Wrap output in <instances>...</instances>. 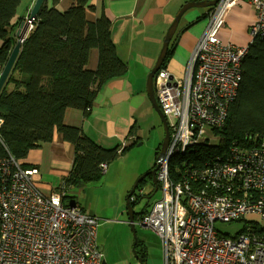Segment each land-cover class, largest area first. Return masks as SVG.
<instances>
[{"label": "built area", "instance_id": "2783aa9c", "mask_svg": "<svg viewBox=\"0 0 264 264\" xmlns=\"http://www.w3.org/2000/svg\"><path fill=\"white\" fill-rule=\"evenodd\" d=\"M240 1L219 0L211 8L182 78L163 67L154 79L157 104L168 125L169 119L174 124L156 174L163 197L136 224L160 238L164 264H264V136L248 135L201 168L185 160L179 179L170 175L173 159L220 141L216 131L226 125L237 99L242 63L254 41L264 37V0H250L256 22L248 46L218 38L227 13ZM27 17L31 32L35 20ZM102 168L107 171V165ZM39 177L37 168L0 158V264H103L97 220L64 203L63 192L43 193ZM233 222L243 223L234 237L216 228Z\"/></svg>", "mask_w": 264, "mask_h": 264}, {"label": "trees", "instance_id": "16d2710c", "mask_svg": "<svg viewBox=\"0 0 264 264\" xmlns=\"http://www.w3.org/2000/svg\"><path fill=\"white\" fill-rule=\"evenodd\" d=\"M23 1L0 0V72L17 41L12 35L15 30L12 21ZM92 1L73 0L63 11L58 8L61 0L44 2L0 95V158L11 156L22 163L32 150L51 143L55 133L73 145L72 169L56 190L64 193L63 202L70 205L75 203L67 196L69 189L102 179L106 173L102 165L108 169L109 163L137 143L136 139L128 147L105 149L80 129L65 125L68 109L81 110L89 116L101 88L128 71L127 63L117 55L111 20L103 11L90 20L89 16L97 11ZM23 20L26 16L19 19ZM93 50L99 54L96 70L87 67ZM136 132L131 130L129 136H136ZM251 134L264 136V37L254 41L242 63L237 99L230 107L226 125L216 131L220 141L199 144L185 158L171 161V178L179 179L183 161L201 168L231 145L244 143ZM136 202L131 205L134 207ZM144 214H137L136 222ZM138 255L146 262L147 254Z\"/></svg>", "mask_w": 264, "mask_h": 264}, {"label": "crops", "instance_id": "0c3cea01", "mask_svg": "<svg viewBox=\"0 0 264 264\" xmlns=\"http://www.w3.org/2000/svg\"><path fill=\"white\" fill-rule=\"evenodd\" d=\"M205 1L213 0H93L92 4L97 11L89 16L90 20H95L102 11L111 20V37L117 55L127 63L128 71L101 88L89 116H85L81 110L68 109L65 125L80 129L85 136L105 149L128 147L137 139L130 150L132 151L143 141L142 126L145 119L150 117L145 116L153 110L147 95V77L157 61L165 35L184 5ZM34 2L35 0L22 2L12 21L15 30L19 31L24 21L19 22V19L28 16ZM72 3L73 0H61L58 8L63 11ZM199 10L206 11L201 13ZM210 10L211 8L191 7L182 15L170 44L172 51L166 63L167 70L174 76H184L206 29ZM17 22L20 24L19 29ZM255 22L256 13L251 2L241 0L227 13L225 25L218 31V38L224 44L246 47L251 40L249 28ZM98 62V51L93 50L88 69L96 70ZM134 129L137 130L136 136H129ZM73 158V145L66 142L61 134L55 133L51 143L32 150L22 164L39 170L38 185L43 193L50 194L56 190H52L51 184H43L44 177L54 176L63 181L72 169Z\"/></svg>", "mask_w": 264, "mask_h": 264}, {"label": "rangeland", "instance_id": "374dc122", "mask_svg": "<svg viewBox=\"0 0 264 264\" xmlns=\"http://www.w3.org/2000/svg\"><path fill=\"white\" fill-rule=\"evenodd\" d=\"M199 11L205 13L206 10ZM18 25L20 27L19 23L17 27ZM26 29L24 32L27 35L30 31L27 32ZM17 31V29L13 30L12 35L15 36ZM15 37L18 39L17 36ZM154 92L155 94L157 92L155 82ZM145 117L149 118L145 119L142 126L144 131L141 136L143 141L139 142L141 146L134 147L132 151L120 155L118 159L109 163L108 171L102 179L67 191V196L72 198L77 206L97 220V242L104 254L106 264H139L134 254L135 238L128 224L127 197L135 183L155 168L157 150L164 140V128L158 114L151 109ZM173 124L174 121L169 119V125ZM211 142L215 141L211 140ZM43 184H51L52 190H58L62 180L54 176L51 178L45 176ZM133 197L135 202L137 201L134 206L135 213H140L150 210L163 197V193L161 189L156 191L152 183L146 179V182L137 188ZM216 228L222 234L234 237L243 229V223H217ZM135 229L137 238L141 242L136 246V253L147 254V264H164L161 240L156 233L140 224H136Z\"/></svg>", "mask_w": 264, "mask_h": 264}, {"label": "water", "instance_id": "95a60500", "mask_svg": "<svg viewBox=\"0 0 264 264\" xmlns=\"http://www.w3.org/2000/svg\"><path fill=\"white\" fill-rule=\"evenodd\" d=\"M46 0H35L33 7L30 9V11L28 12V19L29 21H33L36 20L40 9L42 8L44 2ZM219 0H213L210 2H200V3H196V4H186L184 5L181 10L178 12V14L176 15L173 23L171 24L170 28L168 29L164 41H163V46L162 49L159 53V56L157 58V61L154 65V67L152 68V70L150 71L148 77H147V95L148 98L151 102V105L153 107V110L156 112V114H158V117L163 125L164 128V140L161 143L160 146V150L158 155L156 156V166L153 170H151L150 172H148L147 174L143 175L140 180H138L133 189L131 190V192L128 194L127 197V212H128V224L131 226V230L133 232L134 238H135V246H134V254L139 262V264H147L143 258H141L137 253H136V245L139 243V240L137 238V234H136V216L139 213H135L134 207L131 205L130 199L131 197H133V194H135L137 188H139L140 183L144 180L147 179V177L149 176H153V186L155 188V190L157 191L159 189V184L156 178V173L158 171V169L161 166L162 161L165 158V155L167 153V149H168V145L170 142V130H169V125H168V121L166 119V117L163 115L162 111L160 110L157 101H156V96H155V92H154V79L155 76L157 74V72L162 69L165 65L167 56H168V51L170 49V44L173 40L174 35L176 34L177 28L179 26L180 20L182 15L191 7H200V8H212L214 7ZM26 25V22L23 21V23L21 24V28L19 29V31H17L16 36H17V41L16 44L4 66V68L2 69V71L0 72V95L1 92L3 90V88L5 87L11 72L15 66V63L19 57L20 54V50L22 47V44L24 43L26 37H25V32H23V29ZM142 144L139 143L137 144V146H141ZM149 200V198H148ZM74 206V205H71ZM103 264H105V262H103Z\"/></svg>", "mask_w": 264, "mask_h": 264}, {"label": "flooded vegetation", "instance_id": "af4514ba", "mask_svg": "<svg viewBox=\"0 0 264 264\" xmlns=\"http://www.w3.org/2000/svg\"><path fill=\"white\" fill-rule=\"evenodd\" d=\"M159 153V152H158ZM158 155V154H157ZM156 155V156H157ZM157 174V173H156ZM147 180L148 181H150L151 183H152V181H153V176H149V177H147ZM152 185H153V183H152ZM154 187V186H153ZM149 211V210H148ZM147 210H145V212L144 211H142V212H144L145 214L148 212Z\"/></svg>", "mask_w": 264, "mask_h": 264}, {"label": "bare ground", "instance_id": "6f19581e", "mask_svg": "<svg viewBox=\"0 0 264 264\" xmlns=\"http://www.w3.org/2000/svg\"><path fill=\"white\" fill-rule=\"evenodd\" d=\"M25 29H26V26L24 27L23 32L25 31Z\"/></svg>", "mask_w": 264, "mask_h": 264}]
</instances>
